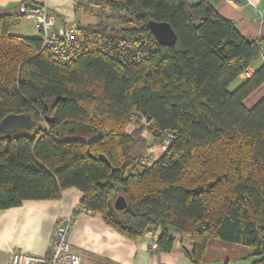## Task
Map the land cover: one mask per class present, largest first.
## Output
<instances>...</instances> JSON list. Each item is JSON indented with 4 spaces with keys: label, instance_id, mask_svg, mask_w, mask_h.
I'll return each mask as SVG.
<instances>
[{
    "label": "trees",
    "instance_id": "1",
    "mask_svg": "<svg viewBox=\"0 0 264 264\" xmlns=\"http://www.w3.org/2000/svg\"><path fill=\"white\" fill-rule=\"evenodd\" d=\"M99 1L127 18L115 31L100 23L84 32L136 41L141 58L90 52L56 62L41 38L11 34L13 15L0 14V122L41 117L33 134L0 132V209L76 186L80 211L101 214L124 236L158 226L160 250L171 251L176 231L194 242L196 264L212 239L247 245L251 264H264V98L244 103L264 83V64L231 88L264 37L243 35L218 0ZM150 20L170 23L176 43H159ZM133 116L145 118L154 142L172 135L150 166L143 128L128 131ZM119 195L124 210L115 208Z\"/></svg>",
    "mask_w": 264,
    "mask_h": 264
},
{
    "label": "crops",
    "instance_id": "2",
    "mask_svg": "<svg viewBox=\"0 0 264 264\" xmlns=\"http://www.w3.org/2000/svg\"><path fill=\"white\" fill-rule=\"evenodd\" d=\"M43 4L55 16V29L73 25L81 32H88L87 27H100L102 10L117 9L106 2L100 4L99 0H0V14L13 15L11 34L41 38L37 23L23 15L21 7ZM216 9L221 16L234 21L243 35L256 40L264 37V0H218ZM262 47L264 49V41ZM260 58L255 59L235 83L239 85L260 68L264 64L263 56ZM262 98L264 83L244 103L251 108ZM140 124L133 121L128 131H135ZM149 135L141 133L148 144L146 155L153 151L146 163H142L146 166L158 160L167 149L160 147L152 137L149 141ZM82 197V191L73 186L63 190L58 199H27L20 206L0 209V264H12L15 252L50 256L54 248V231L69 216L73 222L68 239L73 250L81 255V264H196L188 256L194 248V242L188 236L173 231V248L169 252L162 251L155 247L162 232L160 227L151 226L136 239L129 238L109 226L101 214L80 211ZM251 253L252 248L247 245L212 239L198 264H251Z\"/></svg>",
    "mask_w": 264,
    "mask_h": 264
},
{
    "label": "built area",
    "instance_id": "3",
    "mask_svg": "<svg viewBox=\"0 0 264 264\" xmlns=\"http://www.w3.org/2000/svg\"><path fill=\"white\" fill-rule=\"evenodd\" d=\"M21 13L35 20L41 31L42 46L49 51L56 62L69 63L90 52H101L122 63L135 61L136 57L141 58L136 41L113 38L109 34L100 32H81L80 28L73 25L65 26L61 30L55 29V16L45 4L32 8L22 5ZM138 40L141 46L145 44L142 46L144 50L148 38L145 35H140ZM261 55L264 58V49L261 50ZM137 119L133 116V121H137ZM142 121L146 122L145 118L141 119ZM171 139L172 135L168 134L162 140L163 145L161 147L166 148ZM151 154H147L142 162L146 163L147 159L152 156ZM72 222L73 218L69 216L56 227L54 231V248L50 256L15 252L12 264H81V255L73 250L68 239ZM155 247L159 248L158 244Z\"/></svg>",
    "mask_w": 264,
    "mask_h": 264
},
{
    "label": "water",
    "instance_id": "4",
    "mask_svg": "<svg viewBox=\"0 0 264 264\" xmlns=\"http://www.w3.org/2000/svg\"><path fill=\"white\" fill-rule=\"evenodd\" d=\"M36 7V6H33ZM148 27L154 34L159 43L165 46H172L177 41V34L170 23L165 21L148 22ZM38 121L34 120L29 114H9L0 122V132L7 134H15L20 129H31L36 126ZM117 210H124L128 203L124 195H119L114 201Z\"/></svg>",
    "mask_w": 264,
    "mask_h": 264
},
{
    "label": "rangeland",
    "instance_id": "5",
    "mask_svg": "<svg viewBox=\"0 0 264 264\" xmlns=\"http://www.w3.org/2000/svg\"><path fill=\"white\" fill-rule=\"evenodd\" d=\"M100 2V4H102V3H105L104 1H99ZM95 3H98V1H96ZM111 10V9H110ZM102 14H101V24L102 25H106V27H107V29L108 30H117L121 25H122V23H124L125 22V18H127V17H124V11H122V10H120V9H113V10H111V12H106V11H103L102 10V12H101ZM111 13V14H110ZM26 21H29V20H26ZM29 24H33L31 21H29L28 22ZM260 58V57H259ZM259 60H261V58L259 59ZM236 85H238V83H233L232 85H231V88H234V86H236ZM32 116H33V118L35 119V120H37L38 122H40L41 123V117H39L38 115H37V113L36 112H32V114H31ZM136 122V121H135ZM143 122V123H142ZM139 121L138 123H141L139 126H136V129H135V131L138 129V130H140L141 128H143V130H142V135L144 134V135H146V136H148V134L150 133V130H149V127L147 126V123L145 122V121ZM33 130H34V127H32L31 129H27L26 128V131L28 132V133H30V134H33ZM149 132V133H148ZM168 135H166L165 137H167ZM164 136L162 137V139L160 140V141H158V144L160 145V147H161V145H163L162 144V140L165 138ZM86 138V137H85ZM151 140V136L149 135V141ZM171 141H172V139H171ZM170 144H171V142H170ZM170 144L166 147L167 149H168V147L170 146ZM167 149H165V150H167ZM153 151H150L149 153H152Z\"/></svg>",
    "mask_w": 264,
    "mask_h": 264
},
{
    "label": "flooded vegetation",
    "instance_id": "6",
    "mask_svg": "<svg viewBox=\"0 0 264 264\" xmlns=\"http://www.w3.org/2000/svg\"><path fill=\"white\" fill-rule=\"evenodd\" d=\"M35 120V119H34ZM37 121V120H36Z\"/></svg>",
    "mask_w": 264,
    "mask_h": 264
}]
</instances>
